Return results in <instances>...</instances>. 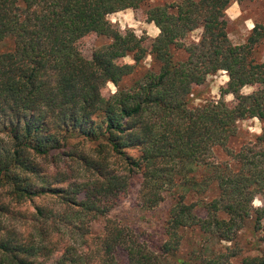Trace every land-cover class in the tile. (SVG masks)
Masks as SVG:
<instances>
[{"label": "trees", "instance_id": "obj_1", "mask_svg": "<svg viewBox=\"0 0 264 264\" xmlns=\"http://www.w3.org/2000/svg\"><path fill=\"white\" fill-rule=\"evenodd\" d=\"M231 1L0 0V264H237L248 222L258 254L240 264H264V25L234 43ZM138 7L159 34L109 19ZM91 34L106 41L86 56ZM220 69V96L191 104ZM133 178L141 207L169 203L159 244L109 216Z\"/></svg>", "mask_w": 264, "mask_h": 264}, {"label": "rangeland", "instance_id": "obj_2", "mask_svg": "<svg viewBox=\"0 0 264 264\" xmlns=\"http://www.w3.org/2000/svg\"><path fill=\"white\" fill-rule=\"evenodd\" d=\"M174 2L179 0H153V2ZM228 17L227 31L229 37L234 43H242L248 35L250 29L247 26V21L251 20L253 23L261 22L264 25V0H243L237 2L232 0L228 7L225 9ZM110 21L120 29L126 27H132L138 34L154 35L155 29L158 28L153 21H147L142 13V7L138 8H125L121 11L112 13L109 15ZM200 29L194 30L191 34V38H196L199 34ZM105 39L99 38L93 34L81 46L82 53L86 56L89 55L92 48L105 42ZM258 57L264 59V43L258 52ZM129 61V57L125 56L122 61ZM149 56H145L143 61L144 65H149ZM227 75L224 69L218 70L214 74L207 76L205 81L199 85H196L193 93L191 94V104L195 105L203 102L206 99H216L220 96V85L225 81L224 76ZM228 76V75H227ZM248 88L254 89V86H245L242 88V92L249 93ZM251 92V91H250ZM105 94H111L110 89L106 85L104 89ZM226 100L233 99L232 93H226L224 95ZM261 122L258 118H248L242 120L238 124V137L234 141L235 147H238L245 141L251 140L258 133L254 132L253 129L256 127L260 128ZM259 132V133H260ZM218 155V154H217ZM223 157V155H218ZM138 179H131L128 191L126 195L119 201V203L111 210L109 216L116 218L119 222L132 225L137 230L141 231L146 237L150 244L161 243L163 235V223L167 215L169 203L165 200L159 205L152 209H145L141 207L135 200L137 193ZM254 198H259L263 204L264 195H258ZM253 198V199H254ZM252 199V200H253ZM252 202V201H251ZM103 223V218L95 221L92 225L95 230H100ZM185 247H189L194 241V236L191 232H186ZM258 232H253L251 224L248 222L243 230L239 232L236 239V243L241 247V256L249 255L253 256L258 254L255 244ZM230 245L228 241L215 242L216 247H222V245ZM240 257L234 258L235 263L240 264ZM126 259L121 255V259L118 264H126Z\"/></svg>", "mask_w": 264, "mask_h": 264}, {"label": "clouds", "instance_id": "obj_3", "mask_svg": "<svg viewBox=\"0 0 264 264\" xmlns=\"http://www.w3.org/2000/svg\"><path fill=\"white\" fill-rule=\"evenodd\" d=\"M247 26H248L249 29H252V28L255 27L254 23L251 20H248L247 21ZM159 32H160V29L159 28H156L155 29V34H159ZM228 79H229V77L227 75H225L224 76V80L227 81ZM107 86L110 89L112 95L117 94L118 88L111 81L108 82ZM247 91L250 92V91H252V89L251 88H248ZM253 131L259 134L260 128L259 127H256V128L253 129ZM252 206L254 208L261 207L262 206L261 200L259 198H254L252 200Z\"/></svg>", "mask_w": 264, "mask_h": 264}]
</instances>
